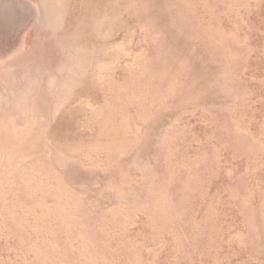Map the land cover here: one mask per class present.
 Instances as JSON below:
<instances>
[{
  "label": "rangeland",
  "instance_id": "rangeland-1",
  "mask_svg": "<svg viewBox=\"0 0 264 264\" xmlns=\"http://www.w3.org/2000/svg\"><path fill=\"white\" fill-rule=\"evenodd\" d=\"M0 264H264V0H0Z\"/></svg>",
  "mask_w": 264,
  "mask_h": 264
}]
</instances>
